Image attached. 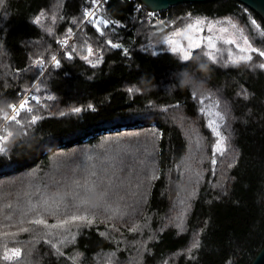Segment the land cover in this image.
<instances>
[{"label": "trees", "instance_id": "trees-1", "mask_svg": "<svg viewBox=\"0 0 264 264\" xmlns=\"http://www.w3.org/2000/svg\"><path fill=\"white\" fill-rule=\"evenodd\" d=\"M101 2V15L121 21L109 25L104 36L79 23L83 10L95 6L91 0L0 3V109L10 112L8 104L18 103L25 89L42 82L38 91L32 90L40 96L32 106L33 114L43 116L28 136L20 126L6 125L13 136L0 152V232L17 234L0 236V264H251L264 246V69L251 65L264 60L252 53L251 62L230 63L228 49L232 58L240 49L219 40L218 51L207 45L191 50L209 64L205 74L194 58L181 61L164 41L196 18H229L253 47L264 48V19L238 0L173 5L156 18L138 0ZM41 12L51 34L34 23ZM69 27L73 34L65 48L59 41ZM108 39L129 53L112 48ZM88 44L93 48L89 59L101 58L95 67L82 59ZM72 47V59L62 55ZM52 53L61 66L47 64L41 76L33 61L40 56L49 61ZM184 69L207 83V91L195 99L179 87ZM73 107H81V113H71ZM225 108L227 118L216 117L226 137L221 154L214 151L217 137L208 124L212 111ZM30 115L21 113L26 119ZM3 121L0 112V125ZM93 185L107 195L99 209L91 208L97 199L90 197L93 223L70 222L74 241L62 229L27 223L37 212L49 224L77 208L82 212L73 194L83 196L84 188ZM42 193L52 206L64 197L56 216L40 207L29 211ZM106 208L118 211L113 215ZM21 219L26 223L20 225ZM134 225L137 231H129ZM19 227L30 231L17 232ZM64 235L71 242L61 246ZM194 240L200 246L189 253ZM5 246L20 248L21 256L4 260Z\"/></svg>", "mask_w": 264, "mask_h": 264}, {"label": "snow or ice", "instance_id": "snow-or-ice-1", "mask_svg": "<svg viewBox=\"0 0 264 264\" xmlns=\"http://www.w3.org/2000/svg\"><path fill=\"white\" fill-rule=\"evenodd\" d=\"M91 2L93 5H99L101 3V0H91ZM0 3H2V0H0ZM43 16H44L43 12H41L39 15H37L35 17L34 23L40 25L41 27H44L45 31L48 32L49 34H51L53 32L52 27L51 26H45L41 22ZM226 19H229V18H226ZM52 20L53 21L56 20L55 15L52 16ZM72 23L74 25L78 23V21L76 20L75 17L72 19ZM79 23H87V24L92 25L95 28V30L100 33L101 36H104L106 34L105 29L109 25H119V24H121V21L108 18L107 13H105L104 15H97L96 12L93 11L91 8H85L83 10V20L80 21ZM229 23H231L230 19H229ZM200 24H201V20L199 18H197L194 23H190L187 25V29L195 28L198 32H202L203 29L197 27ZM251 24L254 25L257 29H259L261 27V25L258 24L256 20H251ZM232 27L235 28V25H232ZM182 31H184V30L183 29H177L175 34L178 35ZM208 31H209V33H211L213 31V28L211 25H209ZM227 31H228V29H226V28L219 29L220 33H227ZM66 32H67V35H65V37L59 41V44L65 48L70 47L69 46V36H71L73 34V28L72 27L67 28ZM204 39L205 38L203 36H201L199 39L194 40L190 36L189 42H188V48H185L183 45L177 44L171 37H168L167 39H165L164 42L171 46V51L173 53H179L180 54L179 59L181 61L189 62L190 59H193L197 56L194 57L193 52L189 51L188 49H199V48H201V46L204 42ZM206 39H207V47L210 50L211 49H215L217 51L219 50L217 48V41H219V40H223L224 43H226L228 45H235L236 48L240 49V54L236 55L235 58H232V49L231 48L228 49V52H229V61L228 62H230V63L238 64L241 62H244V63L251 62V61H253L252 53H256L259 59L264 60V48L253 47V45L249 42V40L246 36L243 37V41H244V45H245L244 47H242L241 44L236 39H233L230 36L229 37L214 36V35L210 34L207 36ZM106 43L108 45H110L112 48L121 49L125 55H127L129 53V49L127 47H124L122 44H119V43H114L111 39H108L106 41ZM74 52H75V48L72 47V50L65 51L64 53H62V55L66 56L68 59H72ZM87 52H88V55L83 56L82 59L86 60L89 64L93 65V67H95L97 64H99L101 62V58H97L95 62H93V60L89 59V56H91L93 54V48L90 44L87 45ZM207 56L212 61H215L217 59V57L213 54L212 51H208ZM33 64H35L36 66L39 67V69H40L39 74L41 76H44V74H45L44 69H45L46 65L51 64L55 68H59L61 66V59L58 58L56 53H52L49 61H45L43 56H40L33 61ZM251 66L264 69V62H260L259 64H252ZM188 67H191V65L186 64V68H188ZM27 70H28L27 68L26 69H17V72H23V71H27ZM41 83H36L32 87L38 91L39 88L41 87ZM24 91H25V93H27L29 91V89H25ZM129 91L131 92V91H133V89H129ZM135 91L139 92L140 89L136 88ZM190 95L192 98L195 99V98H197L198 93L195 91H190ZM49 99H52V97H49ZM31 100L39 103L40 96L39 95L32 96ZM204 101H205V96L203 94H200V103L202 105L204 104ZM214 104L216 106H219L220 101L215 100ZM7 107L11 110L10 112L3 111L2 109H0V112L3 113V119L5 121H10L13 125L20 126L24 136H28L29 135V129L32 128L34 125H36L39 121H41L43 119V116H41L39 114H33L34 108L30 105L29 96L27 94L23 95V97L19 100L18 104L17 103H10L7 105ZM44 107H47V106L45 105ZM87 107L89 109H92L94 106L89 104ZM152 107H156V105H152ZM81 111H82L81 107H73L70 109V112L75 113V114H79V113H81ZM22 112L27 113V114H31L30 119H26L25 117H22L21 116ZM199 112H201V113L205 112V108L200 107ZM229 114L230 113H229L228 109L225 108L223 111H216L214 113V116L217 117L220 121H224ZM60 115L64 116L65 113L61 112ZM174 119H175V117H174ZM208 126H209V128H211L212 133H214L215 136L217 137L215 144L213 145L215 153L223 154V152H224V141H225L226 137L221 133L219 124L216 122V120L209 121ZM12 136H13V132L11 130H9V128L7 126L4 127L2 130V133H0V152L5 151L3 144ZM89 159H91V158L89 157ZM211 163L213 165H215L217 163L216 159L213 158ZM229 167H232V165L230 164ZM153 178H155V177L153 176ZM57 195H59V194H57ZM106 195H107V193L105 191H97V189L94 185L92 187H85L83 196H79L78 194H73V199H78L79 204L84 206L82 212L80 211L79 208H77L76 212H73L71 215H66L63 219L58 218L56 220V222L53 224H49L48 220L44 218V215L41 214L40 212H37L36 216L34 218H32L30 221H27V223H30L33 225H40V226H43L45 229H52V230L62 229L63 231L68 232L69 235H71V240L74 241L76 238L75 234H72L70 232V228L68 227L70 222L82 221V222H87L89 224L93 223L95 221L96 216H95V211H92L91 213L89 211L88 206L90 204V197L95 196L97 199V203L94 205H91V208L92 209H99L101 207V202L104 200ZM50 199L51 198L47 195V193H42L40 201L38 202V204L32 205V207L29 209V211H32L35 208L40 207L43 209V212L50 213L53 216H56L57 213L55 211V208L60 207V205L63 203L64 197L60 196V202L57 203L55 206L50 205V203H49ZM105 210L111 211L113 213V215H115V213L118 211V209H107V208ZM77 213H79V214H77ZM19 223H20V225H23L26 223V221L24 219H21L19 221ZM178 227H180V225H178ZM29 231H30V228H28V227H19L17 229V232H29ZM129 231L135 232V231H137V227L134 225L133 227L129 228ZM16 234L17 233L0 232V236H11L12 238H14L16 236ZM34 239H36V238H34ZM36 242H39V240H37ZM44 242L51 245V247L56 250L58 255H64V253H62L60 251V248L57 246V244L53 243L52 239L44 238ZM67 242H71V241H69V236L68 235L62 236L61 241H60L61 246L63 245V243H67ZM199 246H200L199 240H194L193 244L191 245V248L188 249L189 253H191L192 249L198 248ZM21 253H22V250L20 248L9 249V248H7V246H5L3 259L4 260H15L21 256ZM76 255L79 256L80 253H77ZM110 255L114 257L116 254H115V252H113ZM69 259H74V257H69Z\"/></svg>", "mask_w": 264, "mask_h": 264}, {"label": "rangeland", "instance_id": "rangeland-1", "mask_svg": "<svg viewBox=\"0 0 264 264\" xmlns=\"http://www.w3.org/2000/svg\"><path fill=\"white\" fill-rule=\"evenodd\" d=\"M97 7H98V5H95L91 9L92 10L93 9H96V14L97 15H101V13H100V7L101 6H99L98 8ZM196 19H194L191 23H194L196 21ZM199 19L201 20V24L198 25L197 27L203 29L202 32H198L195 28H193V29H187V26H185V27L181 28L184 31H182L180 34H178V35L175 34L177 30L171 31L169 34H167L166 39L168 37H171L177 44L183 45L185 48H188V42H189V37L190 36L194 40L195 39H199L201 36H203L205 39H204V42H203L202 45H207V39L206 38H207L208 35L211 34V35H214V36H226V37H229L230 36L231 38L236 39L241 44L242 47L245 46L244 45V41H243V37H245L246 35L237 26V24H235L234 22L231 21V23H229V20L228 19L227 20H218V21H210V20H207V19H204V18H199ZM161 23H165V19H162L161 20ZM209 25H211L212 28H213V31L211 33H209V31H208ZM232 25H235V28H233ZM221 28L228 29L227 33H220L219 32V29H221ZM188 50L191 51L192 49H188ZM32 90H33V87L29 89V91H32ZM24 94H26V93H24ZM216 111L217 110L215 109L212 112L215 113ZM214 113H212V115H213V119L212 120H216V122L219 124V127H220V122H218V120L214 116ZM4 122H5V120L3 121V123ZM8 122H10V121H7L5 123V126L4 127H6V125H7ZM3 123L0 125V127L1 126L3 127Z\"/></svg>", "mask_w": 264, "mask_h": 264}, {"label": "water", "instance_id": "water-1", "mask_svg": "<svg viewBox=\"0 0 264 264\" xmlns=\"http://www.w3.org/2000/svg\"><path fill=\"white\" fill-rule=\"evenodd\" d=\"M150 11L168 10L173 5L183 3H207L214 0H140ZM245 4L264 19V0H238ZM251 264H264V246L258 252Z\"/></svg>", "mask_w": 264, "mask_h": 264}, {"label": "clouds", "instance_id": "clouds-1", "mask_svg": "<svg viewBox=\"0 0 264 264\" xmlns=\"http://www.w3.org/2000/svg\"><path fill=\"white\" fill-rule=\"evenodd\" d=\"M194 62L197 64L198 70L200 72L207 74L209 71H211L209 64L201 57H195ZM183 72L185 75L179 82L180 89H189L190 91H195L197 93H203L207 91L206 81L197 80L187 72V69H184Z\"/></svg>", "mask_w": 264, "mask_h": 264}, {"label": "built area", "instance_id": "built-area-1", "mask_svg": "<svg viewBox=\"0 0 264 264\" xmlns=\"http://www.w3.org/2000/svg\"><path fill=\"white\" fill-rule=\"evenodd\" d=\"M138 1H139V3H138L139 6H141V7H145V8L147 9L148 13L151 15V17H155V18L157 17V16H156V13H157V12L150 11V10H149V9H148V8H147V7H146V6H145L140 0H138ZM101 4H102V2H101ZM101 4H99L98 7H99ZM98 7H97V8H98ZM93 11L96 12V9H93ZM26 94L29 96L30 105L32 106V103H33V100H31V97L33 96V95H32V91H28ZM24 95H25V94H24ZM22 97H23V96H22ZM22 97H21V98H22ZM18 103H19V102H18ZM18 103H17V104H18ZM32 107H33V106H32ZM6 122H7V121H5V122L3 123V127H2V126L0 127V133H2L1 130H3V128H4Z\"/></svg>", "mask_w": 264, "mask_h": 264}]
</instances>
